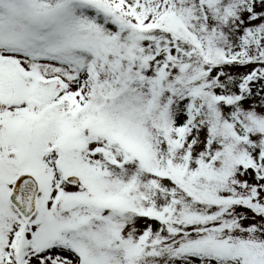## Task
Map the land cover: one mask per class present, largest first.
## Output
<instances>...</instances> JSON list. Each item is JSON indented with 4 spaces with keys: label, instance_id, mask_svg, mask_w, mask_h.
Segmentation results:
<instances>
[{
    "label": "snow or ice",
    "instance_id": "snow-or-ice-1",
    "mask_svg": "<svg viewBox=\"0 0 264 264\" xmlns=\"http://www.w3.org/2000/svg\"><path fill=\"white\" fill-rule=\"evenodd\" d=\"M0 264H264V0H0Z\"/></svg>",
    "mask_w": 264,
    "mask_h": 264
}]
</instances>
